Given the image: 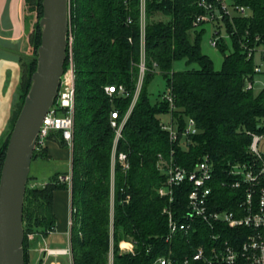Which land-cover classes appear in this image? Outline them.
Segmentation results:
<instances>
[{
    "label": "trees",
    "instance_id": "trees-1",
    "mask_svg": "<svg viewBox=\"0 0 264 264\" xmlns=\"http://www.w3.org/2000/svg\"><path fill=\"white\" fill-rule=\"evenodd\" d=\"M248 5L252 16L242 23L250 33L264 34V0H239ZM139 0H72L73 53L76 68L75 131L72 148V223L70 246L72 264H108L111 219V153L115 130L111 113L118 111L120 119L128 112L139 79L140 63V5ZM43 6L39 1V12ZM198 12L194 0H146V72L142 87L124 125L118 149L128 154L131 167L125 172L117 164L114 173V238L117 243L127 235L152 245L150 252L143 249L136 257L115 253V264H151L169 248L164 241L168 232L164 206L166 197L157 193L167 177L158 168V155L170 157L174 149L177 164L193 169L205 155L214 163L217 179L213 184L216 208H235L239 190L220 184L224 171L232 163L249 161L251 136L247 130L257 131L264 116V88L255 93L245 89V78L254 71V61L247 59L236 40L223 43L222 67L216 69L212 58L202 51L204 28H193V17ZM131 14L133 24L126 22ZM163 14L166 20L153 19ZM39 22L36 30L39 29ZM191 30L195 36L191 37ZM40 31L36 43H40ZM131 38V40H130ZM34 40V37L32 38ZM34 42V41H33ZM68 53V48H67ZM185 61L187 68L176 70L175 63ZM37 59L23 72L21 98L32 82ZM68 60L64 67L67 68ZM191 66V67H190ZM161 74L174 100L159 96L152 100L149 86ZM107 85H123L127 95H112ZM171 114L182 131L188 118L196 122L197 131L189 136L186 145L170 140L169 132L161 127V115ZM9 136L0 153V177ZM52 139L65 146L59 134ZM47 149L35 151L45 155ZM55 172L41 186L27 183L24 204V254L27 264L29 246L27 234L34 227L41 228L39 239L56 229L53 212L54 191L68 189ZM191 184L175 187L177 214L185 212ZM130 195L128 202L125 201ZM28 221V222H26ZM28 223V226H26ZM230 237L231 229H224ZM199 234V235H198ZM208 227L186 242L175 244V256L182 263L183 254L191 247L208 244ZM192 264H195L192 262Z\"/></svg>",
    "mask_w": 264,
    "mask_h": 264
},
{
    "label": "built area",
    "instance_id": "built-area-1",
    "mask_svg": "<svg viewBox=\"0 0 264 264\" xmlns=\"http://www.w3.org/2000/svg\"><path fill=\"white\" fill-rule=\"evenodd\" d=\"M140 5V63L139 79L126 115L120 119L118 111L111 113V125L115 130L111 153V219H110V248L108 264H115V253L130 254L136 257L143 249L150 252L152 245H140L138 239L130 235L122 238L116 245L114 238V173L119 164L127 172L131 163L128 154L118 149L124 125L131 113L140 93L143 78L146 72V0H139ZM198 8L192 25L195 29L212 27L210 44L219 47L223 43L230 44L236 40L242 48L247 59L254 61V71L245 78V89L254 90L255 77L264 74V34L250 33L249 27L242 29V23L252 16L248 5L239 0H194ZM128 24L134 23L131 14L126 17ZM205 29V28H204ZM131 40V38H130ZM68 65L61 76L60 85L54 104L49 108L40 125L35 151L46 148L48 140L59 134L62 140L73 147L75 131L76 110V68L72 41H68ZM258 58V60H257ZM264 88V87H263ZM105 90L112 95L115 92L127 95L123 85H107ZM170 102L174 108V100L167 89L161 97ZM168 118L161 117V127L169 132L170 140L186 145L189 136L197 131L193 118L187 119L185 128L180 131L171 114ZM251 136L248 152L251 159L245 162H235L224 171L220 184L224 188L239 190L235 208H216L213 199V184L217 179L213 161L209 155L193 168L188 169L174 160L172 149L170 157L166 158L159 153L158 168L167 177L166 182L157 188L161 197H166L168 203L163 208L166 215L168 232L164 241L170 246L164 253L159 254L151 264H177L179 259L175 256V244L186 242L191 244L193 234L200 229V224L208 227V244L191 247V250L182 256L183 264H264V116L259 119L258 130H247ZM60 179L71 184V174L60 176ZM189 182L191 184L185 212L177 214L173 203L175 202V187ZM130 195L125 201L128 202ZM231 229L230 237L225 236L224 229ZM52 233V232H51ZM199 235V234H198ZM45 239V238H43ZM192 246V244H191ZM47 257H71V246L63 248L50 247L48 244L42 248ZM46 258L44 262L46 261ZM51 264H61L55 260Z\"/></svg>",
    "mask_w": 264,
    "mask_h": 264
},
{
    "label": "water",
    "instance_id": "water-1",
    "mask_svg": "<svg viewBox=\"0 0 264 264\" xmlns=\"http://www.w3.org/2000/svg\"><path fill=\"white\" fill-rule=\"evenodd\" d=\"M41 43L32 85L9 136L0 177V264H26L24 204L42 120L65 71L69 0H43Z\"/></svg>",
    "mask_w": 264,
    "mask_h": 264
},
{
    "label": "crops",
    "instance_id": "crops-1",
    "mask_svg": "<svg viewBox=\"0 0 264 264\" xmlns=\"http://www.w3.org/2000/svg\"><path fill=\"white\" fill-rule=\"evenodd\" d=\"M32 30V12L28 7L27 0H0V126L6 124L9 118V109L6 105H13L12 102H15V97L20 92L26 50L31 46L32 42ZM46 149L45 155H37L33 158L32 162H36L35 172L32 173V169H30L29 173V176L35 174L36 182L41 184H46L55 172L61 170L53 171L48 179L42 182L39 181L38 172L41 166V159L65 161L66 158L69 160L72 157V154L68 153L67 149L61 147L52 137L48 140ZM60 181L64 182L61 179ZM68 184V189L54 191L53 212L56 216V229L44 239V242L49 246L50 240L57 233H64L67 236L68 245H70L72 191L71 184L69 182ZM50 247L63 248L60 246ZM33 252L32 250L28 251L27 264H39V257L34 259L32 257ZM49 260L50 264L55 260L59 261L58 257L50 256L46 258L45 262L43 260L40 264H47ZM69 262L72 264L71 257H69Z\"/></svg>",
    "mask_w": 264,
    "mask_h": 264
},
{
    "label": "rangeland",
    "instance_id": "rangeland-1",
    "mask_svg": "<svg viewBox=\"0 0 264 264\" xmlns=\"http://www.w3.org/2000/svg\"><path fill=\"white\" fill-rule=\"evenodd\" d=\"M39 1H41V3H42L43 0H27L28 7H29L30 11L32 12V22H33L32 38L34 37V40H32L31 46L29 48H27V50H26V58L24 60V64H25L24 69L26 66L30 65L31 61L34 60L35 57H36V59L38 57V47H39L41 41L39 44L36 43V35H37L38 31H40V33H42V27L40 26V20L42 18V14H43V10H42V14L40 16ZM167 18L168 17L163 15V14H158L153 19H155V20H159V19L166 20ZM38 22H39V26H40L39 29L40 30H36ZM204 28H205V32L203 34L202 41H201L202 51L204 53L208 54L212 58V60L214 61L215 68L220 69L222 67L224 54L221 52L219 47H214L210 44V39L212 37V30H213L211 25H207ZM190 33H191V37L194 38V36H195L194 30H191ZM40 40H41V34H40ZM69 40L72 41V46H73L74 31H73V26H72V0H69L68 41ZM257 60H258V58H257ZM36 68H37V64H36L35 70H36ZM174 68L176 70L186 69L187 68L186 62L185 61H178L175 63ZM255 81H257V82H256V85L254 88V92L259 93L264 87V74L257 75L255 77ZM31 85H32V82H31ZM31 85H30V87L27 88V92L25 94L24 99L21 98L22 91H21V85H20V90H19L20 92L15 97L16 98L15 102L14 101L12 102L13 105H6V107L9 109V115H8L9 118H8V121L6 122V124H2L0 126V153L3 150L4 144L8 138V135H10V133L12 132V129L14 127L16 119H17V117H18V115H19V113L23 107L25 98L29 93ZM165 90H167L166 89V82H165V80L161 74H157L149 86V91L151 93L152 100L155 101V99L159 96V94ZM161 117L167 119L168 115L162 114ZM60 146L67 149V152L72 154V148L73 147L69 146L66 143H65V146H62V145H60ZM37 152H39V151H37ZM40 162H41V166H40V169L38 172V179L41 182L48 179L50 174L53 173V171L55 172L56 170H59V169H61L58 171L59 173H61L60 175L71 174V172H72V157L69 160L66 158L65 161H58L55 159H51V160L41 159ZM35 166H36V162H32L31 163L32 173L35 172ZM60 175H59V179H60ZM30 184H31V186L43 185L40 182H36L35 174L30 175ZM26 222H28V221H26ZM26 226H28V223H26ZM40 230H41V228L34 227L33 230L32 231L29 230V232L27 234V242H28L29 250L34 251L33 252L34 254L32 253L33 259L36 257H39V264L42 263L43 258L44 259L46 258V252L42 249L43 246L45 245L44 239H42V238L39 239L40 238L39 237ZM50 241H51L50 246H60V247L69 246L68 241H67V236L64 233L55 234L53 236V239H51ZM58 260L60 261L61 264H70L68 256H60V257H58ZM47 264H50V260L47 261Z\"/></svg>",
    "mask_w": 264,
    "mask_h": 264
}]
</instances>
